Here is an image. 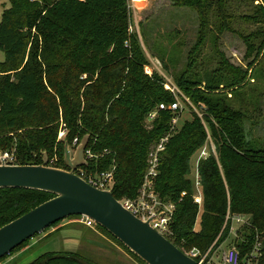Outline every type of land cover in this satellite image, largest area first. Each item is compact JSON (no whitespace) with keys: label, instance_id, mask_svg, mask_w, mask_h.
I'll use <instances>...</instances> for the list:
<instances>
[{"label":"trees","instance_id":"trees-1","mask_svg":"<svg viewBox=\"0 0 264 264\" xmlns=\"http://www.w3.org/2000/svg\"><path fill=\"white\" fill-rule=\"evenodd\" d=\"M127 1L9 0L0 20V51L5 54L0 62V145L15 147L16 165H40L46 152L49 162L57 157L52 167L68 169L65 143L72 146L74 139L80 142L89 134L87 149L97 158L83 169L114 166L113 195L120 200L137 195L152 147L169 134L156 179L160 197L176 207L168 240L183 252L196 248L211 253L231 231L228 213L246 216L236 245L240 264L251 255L255 264H264V146L246 137L244 115L221 92L222 84L225 89L242 84L245 73L224 60L218 73L200 78L191 74L190 63L191 71L175 82L194 104L205 106L204 121L193 113L191 121L173 130L174 114L166 110L147 125L152 108L175 102L176 95L161 76L145 74L148 60L138 34L130 31ZM172 1L198 10L202 21L215 7L223 29L225 17L232 18L226 13L227 0ZM255 1L240 2L252 11L241 19L262 24L245 36L247 55L264 46V0L260 5ZM62 123L65 140L58 139ZM210 140L217 155L200 162L199 206L189 176L194 156ZM54 197L38 190L0 189V228ZM85 263L94 264L80 252L61 251L42 254L30 264Z\"/></svg>","mask_w":264,"mask_h":264},{"label":"rangeland","instance_id":"rangeland-1","mask_svg":"<svg viewBox=\"0 0 264 264\" xmlns=\"http://www.w3.org/2000/svg\"><path fill=\"white\" fill-rule=\"evenodd\" d=\"M240 2L241 0H227L226 13L232 18L225 17L228 25L223 29V20L218 17L215 7L209 10L207 20L202 21L198 10L172 0H128L130 31L138 34L148 60L144 68L145 74L150 77L153 74L159 75L165 83L177 88L176 93L177 96L179 95V100H176L181 107L177 129H180L186 121H191L193 113L198 114L204 121L202 111H205V106L194 104L190 97L176 85V77L184 71L190 72L188 68L190 63L194 64L191 74L194 73V76L197 75L200 78L206 77V74L211 77L215 75L214 73H218L222 61L225 60L229 65L244 72L245 78L242 84L233 88L225 89L222 84L223 91L221 92L230 107L244 115L246 137L251 142L264 146V46L259 52L247 55V44L244 41L245 36L259 30L262 24H254L252 21L241 19L242 15L252 13V11L245 8L243 4L245 2ZM254 4L260 5L262 0H256ZM248 5L252 4L248 1ZM9 7V0H0V20L3 10ZM246 11L248 13H245ZM254 42L255 46L259 44L257 39ZM192 59L193 62H191ZM4 60L5 54L0 51V62ZM221 74L224 77L228 76V72H221ZM157 110L158 107L155 106L150 112ZM149 113L146 123H149L147 120ZM77 146L70 147L72 154L76 152ZM203 149H206L209 154L217 155L216 147L211 140ZM5 152L17 157L15 147L5 148L0 145V154ZM34 156L36 157V154ZM198 156L199 152L192 161V171L189 176L192 181ZM56 160V155L50 158L49 166H53ZM137 196L124 197L121 200L133 201L138 199ZM160 199L164 202L162 198ZM165 209L164 203L157 207V210L164 211ZM200 210L201 215L203 208ZM79 219L70 217L60 221L0 260V264H14L17 259L15 257L22 250L28 252L20 257L17 264H30L44 253L61 251L80 252L94 264H145L105 230L98 226L88 228L80 223ZM248 219L247 217L245 221L248 222ZM241 225L242 223L234 224V229L227 236H223L221 242L214 247L211 253L210 251L205 254L201 252L205 257L208 254L204 260L205 264H223L224 255L229 250L236 249L239 252L236 245L240 238ZM199 227L200 222L196 229L199 230ZM52 229H56L53 236L50 235L48 239L40 242L43 235ZM62 230L64 232L60 236L56 234ZM79 240H81L80 248L78 247ZM194 249L196 248H187L185 252L191 254ZM252 256L242 260L241 264H255Z\"/></svg>","mask_w":264,"mask_h":264},{"label":"water","instance_id":"water-1","mask_svg":"<svg viewBox=\"0 0 264 264\" xmlns=\"http://www.w3.org/2000/svg\"><path fill=\"white\" fill-rule=\"evenodd\" d=\"M85 135L72 154L65 143L64 162L68 169L49 166L46 152L40 165H0V189H29L55 197L0 228V260L52 225L73 216L93 220L146 264H200L166 237L125 209L113 192L98 190L75 171L88 166ZM87 264V263H85Z\"/></svg>","mask_w":264,"mask_h":264},{"label":"built area","instance_id":"built-area-1","mask_svg":"<svg viewBox=\"0 0 264 264\" xmlns=\"http://www.w3.org/2000/svg\"><path fill=\"white\" fill-rule=\"evenodd\" d=\"M149 69V67H147ZM151 70V69H150ZM151 72V71H150ZM166 88L169 89L172 93L176 95V99H178L179 95L177 96L176 90L177 88L174 85L165 84ZM175 101L169 105L160 104L158 110L155 112H150L147 120L149 123L147 125H151L155 119L158 117L160 111H172L174 116L171 120L172 128H176L178 126L179 121V112H180V103ZM67 137V129L65 128V124L62 123L61 129L59 131V140H65ZM170 140V135L167 134L163 138L160 139L151 149L147 160V169L143 177V182L141 187L138 190V199L136 198L133 201H123L118 200L120 204L127 210H129L134 216H136L141 221H148L150 222V226L156 230L158 233L163 235L168 239V237H172L173 235L171 230V224L173 221L175 205L171 202L162 201L160 198L159 193L156 190V179L159 175V167H160V158L161 154L166 150L167 144ZM79 144V139L76 138L73 141L72 146H77ZM210 156L206 149H202L199 152L198 160L195 165L194 177H193V188H194V202L199 206H202L203 203V196H202V186H201V176L199 172V165L201 160L207 159ZM97 158L96 155L93 154L91 149H86L85 151V159L89 162L93 159ZM17 163V157L13 154L8 152L0 154V165H10L14 166ZM75 173L84 179L87 183L98 190L103 191H111L113 192L114 186V176H115V167H111L109 170L105 171H97L92 172L83 169V167L78 168ZM192 180V179H191ZM186 192L182 193V196H185ZM165 204L166 209L164 211L157 210V207L160 205ZM168 203V204H166ZM246 216H232L230 217L229 213L227 215V221L231 219L232 226L231 230L234 229V224L239 225L242 223L245 224ZM79 222L84 224L88 228H94L97 224L87 218L81 216ZM241 225V226H242ZM187 254L186 252H184ZM200 264H205L204 260L206 257L202 255L201 251L198 249L192 250L191 254H187ZM208 264V263H207ZM210 264V263H209ZM223 264H240V253L236 249L229 250L223 259Z\"/></svg>","mask_w":264,"mask_h":264},{"label":"crops","instance_id":"crops-1","mask_svg":"<svg viewBox=\"0 0 264 264\" xmlns=\"http://www.w3.org/2000/svg\"><path fill=\"white\" fill-rule=\"evenodd\" d=\"M5 9V8H4ZM4 11V10H3ZM63 227V226H62ZM55 230L56 229H52L51 231H49L47 234H44L43 235V237H42V239L40 240V242H43L44 240H46V239H48V237L51 235V236H53V234L55 233ZM65 230V229H64ZM64 230H62V231H60V232H58V233H56V234H58L59 236H60V234L62 233V232H64ZM44 233V232H43ZM43 233H41V234H43ZM39 242V243H40ZM78 247L80 248L81 247V240H79V245H78ZM28 251H21V252H19L18 254H17V256L15 257V262H14V264H17V261L20 259V257L21 256H23V255H25L26 253H27ZM45 254V253H44ZM40 257V256H39ZM37 259V258H36Z\"/></svg>","mask_w":264,"mask_h":264}]
</instances>
